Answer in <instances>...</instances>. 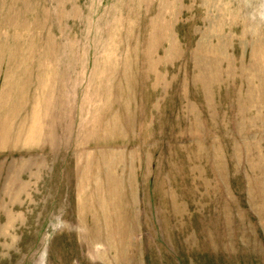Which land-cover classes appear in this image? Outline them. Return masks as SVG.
I'll list each match as a JSON object with an SVG mask.
<instances>
[{
    "label": "rangeland",
    "instance_id": "1",
    "mask_svg": "<svg viewBox=\"0 0 264 264\" xmlns=\"http://www.w3.org/2000/svg\"><path fill=\"white\" fill-rule=\"evenodd\" d=\"M36 76L0 264H264V0H0V96Z\"/></svg>",
    "mask_w": 264,
    "mask_h": 264
},
{
    "label": "crops",
    "instance_id": "2",
    "mask_svg": "<svg viewBox=\"0 0 264 264\" xmlns=\"http://www.w3.org/2000/svg\"><path fill=\"white\" fill-rule=\"evenodd\" d=\"M21 80H32V76L23 75ZM7 82L9 83L10 81L6 78L3 88L4 98L2 95L0 96V112L2 111V114L6 113V116H9L6 117L7 119L4 122V132L2 135L4 137L2 140L6 143V140L9 139L14 146H19L24 151L31 149L32 146L37 147V139L43 130L42 127L49 121L47 116V118H43L46 114L42 115V112L46 113L48 105L51 107L52 105L51 103L49 104L45 96L38 100L37 76L35 82L32 84L34 87L33 91L31 89L32 85L29 87L31 90L28 89L27 91L24 85L19 84L16 89L18 95L16 97L12 94L9 97L11 100L7 96V90L10 91V89L5 88ZM25 83L27 84V81ZM11 105H13V109L10 107ZM41 106L44 109L40 110ZM10 115L12 118H10Z\"/></svg>",
    "mask_w": 264,
    "mask_h": 264
}]
</instances>
